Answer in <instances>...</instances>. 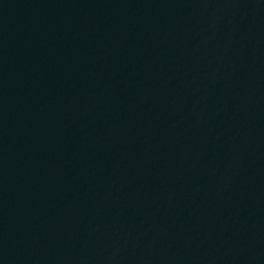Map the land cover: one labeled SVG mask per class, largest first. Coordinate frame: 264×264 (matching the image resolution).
I'll use <instances>...</instances> for the list:
<instances>
[{
	"label": "water",
	"instance_id": "water-1",
	"mask_svg": "<svg viewBox=\"0 0 264 264\" xmlns=\"http://www.w3.org/2000/svg\"><path fill=\"white\" fill-rule=\"evenodd\" d=\"M0 264H264V0H0Z\"/></svg>",
	"mask_w": 264,
	"mask_h": 264
}]
</instances>
